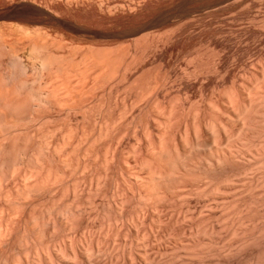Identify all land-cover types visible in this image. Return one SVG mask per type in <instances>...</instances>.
<instances>
[{
  "label": "bare ground",
  "instance_id": "bare-ground-1",
  "mask_svg": "<svg viewBox=\"0 0 264 264\" xmlns=\"http://www.w3.org/2000/svg\"><path fill=\"white\" fill-rule=\"evenodd\" d=\"M86 11L82 19L99 23ZM65 23L0 22V264H264V66L231 87L225 113L210 102L211 119L194 111L188 122L178 103L152 97L154 132L137 131L142 150L129 146L132 176L120 164L113 98L130 61L117 63L116 47L86 44ZM86 181L110 185L98 190L111 198L84 194Z\"/></svg>",
  "mask_w": 264,
  "mask_h": 264
},
{
  "label": "rangeland",
  "instance_id": "rangeland-1",
  "mask_svg": "<svg viewBox=\"0 0 264 264\" xmlns=\"http://www.w3.org/2000/svg\"><path fill=\"white\" fill-rule=\"evenodd\" d=\"M44 1L1 0L0 22L15 19L19 21L20 16L40 19L43 26L67 22L66 31L85 40L84 43L90 45L96 42L103 49L112 45L117 48V63L125 64V67L130 61L129 69L128 66L126 68L127 77L118 79V90L114 87L113 98L118 105L116 112L121 136L118 140L121 143L119 151H122L119 152L120 164L125 167L130 165L131 175L136 167L132 168L133 165L129 164L128 156L134 155L130 145L139 142L141 149L145 141L140 138L139 133L154 132L152 121L155 116L152 118L153 112L150 113L146 107L152 97L154 101H162L161 105L166 108L177 106L178 103L183 118L188 122L194 120L193 116L197 111H205V117L211 119L213 114L209 115L208 109L210 102L219 104L221 109L223 104L230 106L232 102L225 101L227 92H231L232 88L233 91L244 88L246 82L254 80L264 66V0H67L69 3L66 0H55L60 5L57 9H51L47 6V1ZM68 9L74 15L67 14L65 10ZM81 10L98 11L99 23L95 19L92 23L82 19ZM65 12L67 16L64 15ZM139 55L143 58H137ZM214 61H219L218 66L221 68L218 67V70L221 72H216L213 68ZM199 63L205 65V74L200 73V76L194 73L195 65ZM122 70L121 68L120 71ZM133 79L136 85L130 87L131 83L126 81ZM252 89L247 91L250 96L257 92ZM175 123L177 122L174 120L172 124ZM128 125L131 127H127ZM125 126L133 129L129 130ZM200 133L202 137L207 135L205 129H201ZM101 186L102 184L97 185L94 181H86L82 182L81 190L84 194L92 193L99 201L110 199L102 192L99 194L98 190H104L105 187L107 189L110 185ZM4 204V200L0 199V207ZM79 206L90 207L87 203ZM207 208L204 207L201 214H208ZM219 208L221 207L217 209ZM16 209L17 207L13 208L15 213L12 217L18 219L22 209L19 212ZM221 210L222 208L219 209Z\"/></svg>",
  "mask_w": 264,
  "mask_h": 264
}]
</instances>
